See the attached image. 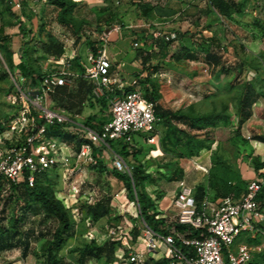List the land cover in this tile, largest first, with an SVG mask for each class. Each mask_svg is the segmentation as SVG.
<instances>
[{
	"label": "rangeland",
	"instance_id": "rangeland-1",
	"mask_svg": "<svg viewBox=\"0 0 264 264\" xmlns=\"http://www.w3.org/2000/svg\"><path fill=\"white\" fill-rule=\"evenodd\" d=\"M75 3L73 11L74 22L71 25H62L59 15L60 9L51 3H42L36 0H27L24 11L27 14L28 24L20 25L17 13L7 7L4 0L0 1V127L5 131L14 129L15 143L23 140L24 131H20L24 117L30 111V116H36L41 104L37 100L41 76L61 70L62 65L55 62L53 53L48 49L62 46L63 53L77 58L71 60L70 71L82 69V62L87 61L90 51H96L100 44V37L116 25L129 30L137 38H129L126 32L119 43L110 44L108 52L114 56V61L123 63L124 71L130 73L140 70L151 71L154 75L158 103L171 111L182 114H211L220 113L223 121L217 126L205 130H190L181 122H173L172 126L163 125L161 137L157 144L149 145L136 136L137 142L124 156L130 166H143L151 174L147 188L156 199L160 200L159 208L168 216L166 225L174 224L175 211L170 207L173 196L178 191L180 182L198 188L210 187L214 192L223 194L226 184L244 186L246 181L252 180L257 171L255 159L264 162V142L254 138L264 137V20L251 17L236 20H226L222 23V37H211L197 32H181V38H189L188 46L175 45L174 40L165 37L145 39V47H152L151 61L142 62L144 51L133 46L134 40L140 39L141 29L137 24L145 18H152L150 9L146 14L145 5L137 0H67ZM264 9V4L253 6V9ZM240 13L243 4H239ZM32 8L36 12L32 11ZM262 10V8H261ZM260 10V11H261ZM210 13V10L208 11ZM156 27V26H155ZM128 30V29H127ZM168 33V32H167ZM67 39L70 41L68 42ZM196 39V40H195ZM212 40L208 48L206 40ZM76 40L75 44L71 41ZM152 42V43H150ZM185 48L198 55L197 60H190L182 56L180 49ZM167 55L162 56V50ZM136 57L132 60V54ZM215 53L220 61L218 65L207 63L206 53ZM24 57L34 71V77L39 85L32 87L22 82L19 63ZM116 59V60H115ZM208 68V72L205 69ZM127 72V71H126ZM128 73V72H127ZM75 91L76 84L69 87ZM56 93V91H55ZM53 93L48 102L42 105L51 107L55 112H68L74 118L83 122L97 125L103 118L100 110L104 107L103 101L92 99L82 106L69 108L66 102L58 103ZM36 103L35 105L32 102ZM253 102L252 116L245 121L238 131L242 115L249 110V102ZM248 105V106H247ZM187 133H184V132ZM188 135L195 138L193 145L188 143ZM11 136V134H9ZM69 142L71 138H66ZM6 140H2L4 145ZM205 144L208 151L197 152L196 146ZM7 145H9L7 143ZM5 146V145H4ZM121 150V147H117ZM4 149H0V156ZM198 153V154H197ZM203 154H210L203 158ZM197 154V155H194ZM106 170L101 172L90 169L89 181L93 186L86 184L85 191L95 188V195L101 196L105 192L116 196L118 203L113 201L107 216L94 222L87 214V206H81L79 220H75L71 212V228L67 240L60 250L55 252L56 259L62 264H127L124 256L126 250V236L129 229H138L140 206L134 198L135 191H131L126 182L111 173L114 167L109 161L104 164ZM9 182H5L0 194V216L8 218L17 214L20 204L9 202ZM67 191V190H65ZM124 191L123 197L121 192ZM124 202V203H123ZM5 209L6 213H3ZM167 210V211H166ZM172 222V223H171ZM60 223L57 218L41 212L38 215L28 213L25 230H29L30 248L27 257H23V245L0 253V264H47V248L54 241ZM95 242L103 245L111 241H118L115 253L112 256L103 255L100 258L87 257L81 259V250ZM250 244H261L260 237L248 239ZM160 256V257H159ZM162 255L154 259L146 254L147 264L162 262ZM254 258L264 264V249L255 253Z\"/></svg>",
	"mask_w": 264,
	"mask_h": 264
},
{
	"label": "built area",
	"instance_id": "built-area-1",
	"mask_svg": "<svg viewBox=\"0 0 264 264\" xmlns=\"http://www.w3.org/2000/svg\"><path fill=\"white\" fill-rule=\"evenodd\" d=\"M26 1L9 0L20 25L29 22L24 11ZM36 1L47 3V0ZM261 8L246 11L264 20V9ZM32 11L36 12L34 8ZM122 30L120 25H116L103 33L97 50L88 52L87 61L84 59L82 69L78 71H70L71 60L76 56L65 52L61 57H53L57 64L62 65L61 70L47 74L40 81L36 97L41 104L31 101L40 107V111L37 117L30 116V111H27L20 129L24 131L22 142L15 143L13 128L0 134V149H4L0 156V176L11 183L27 180L32 185L37 176L49 174L57 181V198L75 220L81 218V206L94 205L105 197L111 198L112 205L113 201L121 205L117 200L120 194L110 196L105 192L97 197L94 187L84 189L86 184L94 185L89 181L88 172L96 170L93 167L101 161L104 164L110 161L119 172L132 175L131 167L113 145H128L132 151L136 136L149 145L157 144L161 137V118L156 113L155 103L145 96L141 83L148 77V71L140 70L138 76L135 72L127 73L108 52L112 36ZM158 37L170 40L176 39L177 35L158 32ZM75 42L71 41L72 44ZM133 46L144 47L139 40H134ZM152 49L151 46L147 48L148 51ZM19 76L25 81L22 75ZM82 78L92 85V99L108 100L105 110L108 118L96 129L68 112H55L42 105L50 100L57 87H73ZM54 125H61L62 133L72 135V141L49 134V127ZM4 139L5 146L2 145ZM263 188L264 167L257 171L239 197L215 198L208 190L198 201L195 187L180 182L169 206L175 211L174 224L166 225L164 232H155L140 218L138 229H129L125 238L123 255L127 256L126 263L147 264L146 254L154 259L161 254L163 259L170 260L169 264H254V254L263 251L264 243L250 244L248 239L260 237L264 240V206L258 199ZM148 192L158 210L162 211L160 201ZM122 193L124 191L121 192L123 197ZM137 204L139 206L138 201ZM139 215L140 209L136 216ZM157 218L168 219V216L162 213ZM184 247L188 254L184 253Z\"/></svg>",
	"mask_w": 264,
	"mask_h": 264
},
{
	"label": "trees",
	"instance_id": "trees-1",
	"mask_svg": "<svg viewBox=\"0 0 264 264\" xmlns=\"http://www.w3.org/2000/svg\"><path fill=\"white\" fill-rule=\"evenodd\" d=\"M1 1V0H0ZM48 3L55 5L60 9L59 21L62 25H71L74 22L73 11L75 9V3L67 2V0H47ZM4 3L7 7L11 8L9 0H4ZM209 7L214 8L220 15L227 16L230 11L239 10V4L234 0H211L209 3ZM146 14H149V11L145 8ZM151 10V9H150ZM152 11V10H151ZM140 39L145 45L146 40L149 39L147 36L141 34ZM0 35V41H2ZM208 48L213 44L212 41H205ZM145 47V46H144ZM136 48L137 50L144 51L142 55V62L147 63L152 60L153 55L148 51L147 47L145 48ZM54 55V57H61L63 55L62 46H56L54 49L48 48ZM97 50V49H96ZM162 56L165 57L167 55L166 50H162ZM182 56L186 57L190 60H197L198 55L193 54L185 48L180 49ZM28 54L27 52L24 54L23 59H21L19 63V69L21 70V75L25 78V81H22L20 85L23 87L29 83L32 87H36L39 85L38 80L34 77V71L31 66L28 65L24 57ZM206 61L207 63H213V65L219 64V57L209 51L206 53ZM140 72H135V75H139ZM43 77L41 76V79ZM156 80L153 77V73L151 71L148 72V77L141 81L144 89L145 96L155 103L156 113L161 118L160 121V130L162 126L169 125L172 126L173 122H181L190 130H205L211 127L217 126L220 122L223 121V116L220 113H211V114H182L178 111H171L164 107H162L158 103L157 90L155 88ZM57 102L63 103L66 102L69 108L79 107L85 104V102L92 100V85L86 79H80L76 84V90H69L68 86H59L56 88ZM98 101H103L104 107L100 110L103 118L99 119L97 125L90 124L86 122L93 128H99L101 124L108 118L105 115V110L108 107V100L106 98H100ZM253 102H249V110L245 112V115H242V118L239 121L238 131L241 130L242 125L250 119L252 116V107ZM247 105V106H248ZM49 134L51 135H59L63 138H71L73 136L70 134H63L61 130V125L50 126ZM5 129L0 127V134L4 133ZM184 133H187L186 131ZM259 140L260 142H264V137H256L254 138ZM196 142L195 138L188 135V143L193 145ZM114 149L125 159L124 156H128L130 153L128 150V145H113ZM117 147H121V150H117ZM197 152L204 150L207 148L205 144H199L196 146ZM208 151V150H204ZM122 153L125 155L123 156ZM197 153V154H198ZM194 154V155H197ZM128 163V162H127ZM254 167L255 170L258 171L260 168L264 167V162H259L258 159H255ZM130 166V165H129ZM132 175L123 174L119 172L117 169H113L111 173L115 174L117 177L124 180L128 186V188L133 192L135 191L134 198L138 201L140 206V217L147 223L149 227H151L155 232H164V228L168 223L167 218H157L158 215H161L163 212L159 211L157 208V204L155 200L150 196L147 185L151 180V174L148 172L143 166H130ZM98 171H105L106 167L104 163L101 161L98 165L93 167ZM5 180L2 176H0V194L3 191V187L5 185ZM10 194L7 199L9 202H16L20 207L18 209V213L8 218L6 215L0 216V253L5 251H10L16 249L23 245V257L28 256L29 248H30V237L31 234L29 230H25L26 218L28 213H32L34 215H38L41 212L45 213L48 216L55 217L58 219L60 225L57 229L56 237L54 241L47 248V264H62L61 260L56 259L55 252L60 250L64 243L67 240V236L69 235V231L71 228V214L70 211L65 207L63 202L57 198V181L52 178L49 174L45 173L43 175L37 176L32 185L29 184L27 180H24L18 184L9 182ZM248 185V181L242 187L239 184H226V189L223 194H218L214 192L210 187L199 186L196 189V198L198 201L202 200L208 190H210L215 198L234 195L239 197L244 191H246ZM259 201L262 206H264V188L259 193L258 196ZM157 201H160L157 199ZM111 207V198L105 197L98 201L94 205H90L87 207L88 216L94 221L98 222L100 219L107 216L110 212ZM3 213H6L5 209ZM138 235V232H136ZM91 246H86L83 250H81V259L84 260L87 257H97L100 258L103 255L112 256L115 253V248L118 241H111L105 243L103 245H97L94 241ZM185 254H188L187 248H182ZM170 260L165 259L162 262H156L155 264H169ZM260 263L254 258V264ZM11 264V263H6Z\"/></svg>",
	"mask_w": 264,
	"mask_h": 264
},
{
	"label": "crops",
	"instance_id": "crops-1",
	"mask_svg": "<svg viewBox=\"0 0 264 264\" xmlns=\"http://www.w3.org/2000/svg\"><path fill=\"white\" fill-rule=\"evenodd\" d=\"M139 3L145 5V8H150L153 12L152 18H143L137 26L141 29L139 32L149 39H155L158 32L175 33L177 38L174 40L175 45L184 44L188 46L189 38L187 36L181 38L179 35L181 32L190 31L189 36H192V32H197V37H201V33L214 37L216 31H218V37L224 39L220 29H222V23L226 24V20L236 22V20H242L247 18L246 15L254 17L253 14L247 12L248 9H253V6L264 4V0H234L238 4H243V11L238 13L236 11H230L227 16L220 15L212 7H209V3L206 0H137ZM210 10V13L208 11ZM226 18V20H225ZM261 18V17H260ZM156 26V27H155ZM128 29V30H127ZM125 28L119 34H114L110 44L119 43L121 40L135 38L129 30ZM129 34V38H123L124 33ZM196 40V39H195ZM212 41V40H208ZM152 43V42H150ZM114 59L113 55H110ZM136 57V51L132 54V60ZM116 60V59H115ZM123 67L124 64L121 63ZM128 73L129 70H126ZM210 154H203V158H208ZM161 202V201H160ZM160 209L164 211V208L160 206Z\"/></svg>",
	"mask_w": 264,
	"mask_h": 264
}]
</instances>
